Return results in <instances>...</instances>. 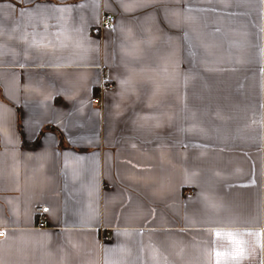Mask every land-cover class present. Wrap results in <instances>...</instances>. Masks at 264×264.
I'll return each mask as SVG.
<instances>
[{
	"label": "crops",
	"instance_id": "0c3cea01",
	"mask_svg": "<svg viewBox=\"0 0 264 264\" xmlns=\"http://www.w3.org/2000/svg\"><path fill=\"white\" fill-rule=\"evenodd\" d=\"M0 232V264H264V0H0Z\"/></svg>",
	"mask_w": 264,
	"mask_h": 264
},
{
	"label": "built area",
	"instance_id": "2783aa9c",
	"mask_svg": "<svg viewBox=\"0 0 264 264\" xmlns=\"http://www.w3.org/2000/svg\"><path fill=\"white\" fill-rule=\"evenodd\" d=\"M115 24H116V17L113 14L108 13L102 17L100 28L101 29L112 28L115 26ZM113 88H114L113 84H110V83L101 85V87L99 88V97L95 98L94 101L96 103H100L105 91L108 89H113ZM37 211L38 213H41L43 211V208L38 207ZM4 234H5L4 232H0V237H3Z\"/></svg>",
	"mask_w": 264,
	"mask_h": 264
},
{
	"label": "snow or ice",
	"instance_id": "6c2138e0",
	"mask_svg": "<svg viewBox=\"0 0 264 264\" xmlns=\"http://www.w3.org/2000/svg\"><path fill=\"white\" fill-rule=\"evenodd\" d=\"M216 235L219 237L220 233H216ZM227 237L229 238L230 242L234 245H238L239 241L235 240V238L233 237V235L231 233L226 234ZM217 256H219V253H217Z\"/></svg>",
	"mask_w": 264,
	"mask_h": 264
}]
</instances>
